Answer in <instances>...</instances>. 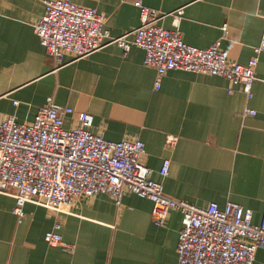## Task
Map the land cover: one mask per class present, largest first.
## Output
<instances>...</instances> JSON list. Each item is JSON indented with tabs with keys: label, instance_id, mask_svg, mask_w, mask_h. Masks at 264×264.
<instances>
[{
	"label": "crops",
	"instance_id": "0c3cea01",
	"mask_svg": "<svg viewBox=\"0 0 264 264\" xmlns=\"http://www.w3.org/2000/svg\"><path fill=\"white\" fill-rule=\"evenodd\" d=\"M105 16L104 27L121 36L141 24L135 0H74ZM163 15L160 23L179 28L183 40L206 48L221 40L228 57L247 63L264 38V0H141ZM179 9H183L178 24ZM44 0H0V119L14 114L32 121L48 97L73 107L65 126L82 111L94 114L91 130L107 139L140 138L145 163L166 192L193 204L229 200L264 213V51L258 55L254 96L226 77L171 69L155 87L156 69L145 51L125 53L115 43L57 66L35 30ZM227 23L225 34L223 25ZM233 91H229V88ZM18 101V103H16ZM247 107L256 114L246 115ZM168 135H177L175 145ZM171 159L166 176L160 173ZM13 192L0 191V264H177L183 213L172 209L164 225L152 220V201L125 191L118 203L106 193L79 196L54 210L30 200L20 218ZM61 221L64 248L45 233ZM253 264H264L259 247Z\"/></svg>",
	"mask_w": 264,
	"mask_h": 264
},
{
	"label": "built area",
	"instance_id": "2783aa9c",
	"mask_svg": "<svg viewBox=\"0 0 264 264\" xmlns=\"http://www.w3.org/2000/svg\"><path fill=\"white\" fill-rule=\"evenodd\" d=\"M45 11L35 30L56 65L68 55L73 60L87 56L105 45L115 43L127 53L133 45L145 51L144 63L156 69L155 87L171 69H184L226 77L248 99L254 96L258 55L264 51V38L247 63L231 60L221 40L206 48L193 46L182 38L179 28L168 29L163 15L135 0L141 10V24L131 31L113 36L104 27L105 16L96 8L74 0H44ZM183 9L176 18L178 24ZM227 23L223 28L227 33ZM233 91V88H229ZM18 103V101H16ZM73 107L48 97L32 121H18L14 114L0 119V191L13 192L14 212L21 218L30 200L43 202L60 211L79 196L106 193L118 203L125 191L152 201V220L164 225L172 209L183 213L178 239L177 264H253L256 251L264 248V213L253 222V213L242 204L229 200L224 207L211 202L199 206L168 194L161 181L152 178L153 168L145 161L146 144L140 138L114 141L90 128L94 114L82 111L78 122L65 126ZM246 115L256 114L247 107ZM177 135H168L173 146ZM171 164L165 158L160 173L166 176ZM61 221L45 233L51 244L64 248Z\"/></svg>",
	"mask_w": 264,
	"mask_h": 264
}]
</instances>
